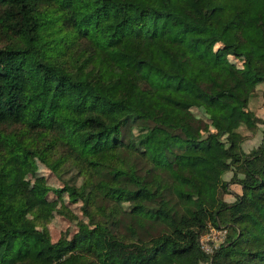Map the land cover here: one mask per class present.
Wrapping results in <instances>:
<instances>
[{
    "label": "trees",
    "instance_id": "16d2710c",
    "mask_svg": "<svg viewBox=\"0 0 264 264\" xmlns=\"http://www.w3.org/2000/svg\"><path fill=\"white\" fill-rule=\"evenodd\" d=\"M261 87L264 0H0V264H264ZM43 189L81 201L72 238Z\"/></svg>",
    "mask_w": 264,
    "mask_h": 264
},
{
    "label": "rangeland",
    "instance_id": "374dc122",
    "mask_svg": "<svg viewBox=\"0 0 264 264\" xmlns=\"http://www.w3.org/2000/svg\"><path fill=\"white\" fill-rule=\"evenodd\" d=\"M238 66L240 61L234 60ZM264 87L259 88L256 96L251 103V107L257 115L264 119ZM193 113L208 122L207 114L204 108H193ZM263 125L256 133L250 134L244 143V148L247 152L258 147L262 139ZM208 130H215L214 126L209 125ZM34 171H24L23 180L28 187H32L35 183L42 184L45 188H58L62 186V181L53 173L45 164L36 160L34 162ZM232 172L225 175L226 180H230ZM231 194L239 190L238 184L229 185ZM38 197L41 200L40 209L45 212L44 220L41 221L39 227L52 241H57L60 237L72 238L77 232V225L80 221H86V215L81 210V201L72 194L56 195L48 189H43L38 192ZM228 201H234L233 196H229ZM39 210H31L28 212L30 217L38 216ZM204 235V234H203ZM202 235V236H203ZM202 238V237H201Z\"/></svg>",
    "mask_w": 264,
    "mask_h": 264
},
{
    "label": "built area",
    "instance_id": "2783aa9c",
    "mask_svg": "<svg viewBox=\"0 0 264 264\" xmlns=\"http://www.w3.org/2000/svg\"><path fill=\"white\" fill-rule=\"evenodd\" d=\"M227 235L225 227H211L201 238V247L208 253H212L218 245L224 241Z\"/></svg>",
    "mask_w": 264,
    "mask_h": 264
}]
</instances>
